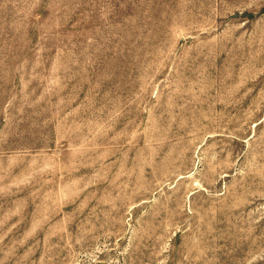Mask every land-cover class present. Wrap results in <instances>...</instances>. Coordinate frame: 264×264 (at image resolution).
<instances>
[{"label": "rangeland", "instance_id": "1", "mask_svg": "<svg viewBox=\"0 0 264 264\" xmlns=\"http://www.w3.org/2000/svg\"><path fill=\"white\" fill-rule=\"evenodd\" d=\"M0 264H264V0H0Z\"/></svg>", "mask_w": 264, "mask_h": 264}]
</instances>
